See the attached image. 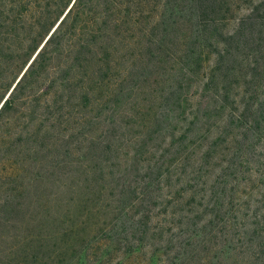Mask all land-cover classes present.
Returning <instances> with one entry per match:
<instances>
[{
    "label": "trees",
    "instance_id": "1",
    "mask_svg": "<svg viewBox=\"0 0 264 264\" xmlns=\"http://www.w3.org/2000/svg\"><path fill=\"white\" fill-rule=\"evenodd\" d=\"M83 255L264 264V0H0V264Z\"/></svg>",
    "mask_w": 264,
    "mask_h": 264
},
{
    "label": "rangeland",
    "instance_id": "2",
    "mask_svg": "<svg viewBox=\"0 0 264 264\" xmlns=\"http://www.w3.org/2000/svg\"><path fill=\"white\" fill-rule=\"evenodd\" d=\"M65 142H68V143H63L64 145V148L63 149H68L69 151L67 152H64L61 150V153H66V154H69V156H74L75 157V137H71L70 139H67ZM60 188V189H59ZM60 190L61 193H60V197L63 198V197H70V196H73L74 195V189L73 187H64V190L62 191V187H60V183L58 181H55L54 184H51L48 186V192L49 194L47 196H45L46 198L44 199V203H49L47 202V199H52V198H56V195L55 192H57V190ZM56 200L54 201H51L50 202V205L52 204V202H55ZM31 210H33L31 208ZM25 212H21V215H24ZM21 219H24L22 216L20 217ZM101 257H104L103 253H102V256ZM78 264H87L85 259H84V255L82 256L81 260L79 261Z\"/></svg>",
    "mask_w": 264,
    "mask_h": 264
},
{
    "label": "water",
    "instance_id": "3",
    "mask_svg": "<svg viewBox=\"0 0 264 264\" xmlns=\"http://www.w3.org/2000/svg\"><path fill=\"white\" fill-rule=\"evenodd\" d=\"M21 76H22V75H21ZM21 76H20V78H21ZM20 78H19V79H20ZM19 79H18V80H19Z\"/></svg>",
    "mask_w": 264,
    "mask_h": 264
}]
</instances>
